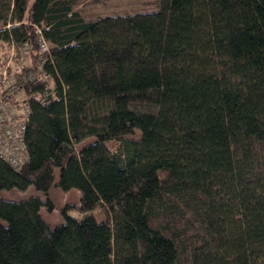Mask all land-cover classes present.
<instances>
[{"label":"trees","instance_id":"1","mask_svg":"<svg viewBox=\"0 0 264 264\" xmlns=\"http://www.w3.org/2000/svg\"><path fill=\"white\" fill-rule=\"evenodd\" d=\"M108 1L0 0L24 72L49 44V79L21 88L28 158H0V192L76 189L84 214L51 225L49 199L1 198L0 264H264V0L95 12Z\"/></svg>","mask_w":264,"mask_h":264},{"label":"built area","instance_id":"2","mask_svg":"<svg viewBox=\"0 0 264 264\" xmlns=\"http://www.w3.org/2000/svg\"><path fill=\"white\" fill-rule=\"evenodd\" d=\"M39 46L41 53L38 54L35 71L24 72L25 63L14 70L10 67V58L0 60V158L15 169L22 167L28 158L25 130L30 109L20 98L21 88L39 78L49 79L45 73H38L47 58L44 52L48 45L43 38Z\"/></svg>","mask_w":264,"mask_h":264},{"label":"rangeland","instance_id":"3","mask_svg":"<svg viewBox=\"0 0 264 264\" xmlns=\"http://www.w3.org/2000/svg\"><path fill=\"white\" fill-rule=\"evenodd\" d=\"M79 1L83 6L85 7L89 6V4L88 6L85 4V2L89 0H79ZM141 1L142 0H109L106 4L100 5L98 8H95V12L107 13L113 10L126 12L136 7L137 9H140L143 8V5L142 4L138 5L137 3H143ZM47 45L49 46L48 43ZM4 53L8 54V56H6L7 58L5 56L3 57ZM10 53H12L11 56H9ZM25 53H26V49L24 46L13 45L11 47H8L7 45H4V43L0 42V60H2V58L3 60L10 58V67L14 70L20 67L24 63L27 64L28 59ZM125 130H126V134L124 136L126 137L136 138L139 136L140 133L139 130L133 125H128L125 128ZM94 139H95L94 137H87L86 139L78 143L77 149L92 142ZM107 145L111 150H116L118 148L119 143L117 141H110L107 143ZM56 178L57 175L55 177V181ZM29 196H38L41 200L49 199L51 201L53 205L52 210H47L45 206H42L40 208V213L42 217L46 222H48L51 225L58 224L64 221V214L61 212L62 209L64 208H65V212L73 217L81 218L84 215L78 210L80 204V194L76 189L63 191L55 184H53L45 193L40 190H36L32 185L28 186L25 190L10 188V189H3L0 192V199L5 198L12 200H21ZM92 214L94 215L96 220H102L104 218V214L100 209L93 210Z\"/></svg>","mask_w":264,"mask_h":264}]
</instances>
